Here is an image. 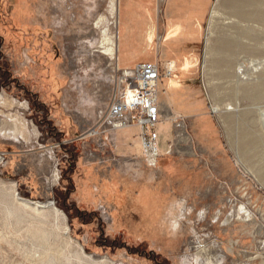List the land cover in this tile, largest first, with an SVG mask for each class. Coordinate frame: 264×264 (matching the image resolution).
<instances>
[{"label": "rangeland", "instance_id": "rangeland-1", "mask_svg": "<svg viewBox=\"0 0 264 264\" xmlns=\"http://www.w3.org/2000/svg\"><path fill=\"white\" fill-rule=\"evenodd\" d=\"M237 1L221 0L197 48L203 109L165 111L159 151L171 152L143 168L101 126L120 81L104 47L120 26L124 59L155 60V5L129 47L123 0H0V264H264V99L241 91L264 78V38L231 69L210 54L264 35V0L253 18Z\"/></svg>", "mask_w": 264, "mask_h": 264}, {"label": "crops", "instance_id": "crops-1", "mask_svg": "<svg viewBox=\"0 0 264 264\" xmlns=\"http://www.w3.org/2000/svg\"><path fill=\"white\" fill-rule=\"evenodd\" d=\"M123 2L125 3V42L129 47H133L135 43L140 45L145 41L149 25L146 9L149 4L155 5L156 17L153 22L155 60L130 62L124 59L121 55L119 26L117 63L121 69H131L139 63H156L163 73L166 69L173 71L171 76L163 75L160 79L163 88L160 91L158 87V104L161 113L159 124L164 122L165 111L169 115L167 121L182 120L186 118L184 114L201 111L204 103L198 99L204 98L195 75L199 68L197 48L200 43L202 44L205 24L211 13L213 16L214 11L220 7L221 0H123ZM256 5L252 0H239L233 4V7L237 13L251 18V7ZM122 62L124 66L120 65ZM185 63L190 64L188 68L183 69ZM172 78L174 81L170 84ZM176 83L180 84L179 87L174 85ZM129 129H134L136 134L134 136L128 134ZM112 136L122 154H139L143 159L141 166L143 165V168L148 166L143 156L139 127L115 130ZM160 137L159 133V141ZM171 149V146L167 147L161 155L170 153ZM139 170L135 166L134 173H129L134 175L136 181L141 178L140 174L138 175ZM144 172L145 170H141L140 173Z\"/></svg>", "mask_w": 264, "mask_h": 264}, {"label": "built area", "instance_id": "built-area-1", "mask_svg": "<svg viewBox=\"0 0 264 264\" xmlns=\"http://www.w3.org/2000/svg\"><path fill=\"white\" fill-rule=\"evenodd\" d=\"M118 71L120 81L109 107L101 111V126L107 124L112 130L139 127L144 158L148 166L157 167L161 157L158 87L161 77H169L173 71L166 69L163 73L156 63H139L131 69L118 67ZM97 132L94 129L90 134Z\"/></svg>", "mask_w": 264, "mask_h": 264}, {"label": "bare ground", "instance_id": "bare-ground-1", "mask_svg": "<svg viewBox=\"0 0 264 264\" xmlns=\"http://www.w3.org/2000/svg\"><path fill=\"white\" fill-rule=\"evenodd\" d=\"M118 9H119V7H118V3H117V4H115V11H118ZM217 12H218V10H215L213 13V16L218 15ZM260 12L262 13V16H264V11L261 10ZM260 12H259L258 8L254 7V6L251 7V17L252 18L257 16V15H260L261 14ZM244 34H245V32H244ZM242 37H239V36L235 37L234 36V37H226V38L221 39L219 41L220 44H219L218 48L211 47L210 54L213 53V54H217L218 56H220V57H218L217 61L222 62L226 66L227 69L233 68V66L235 65L234 64V56L237 54V52L239 50H248L249 52H252V51L254 52V51L260 50V48L258 47L259 46L258 44L260 43V40L264 38V35H262V32H257V33L251 32L249 39L256 40L257 43H256V45H248V46L242 45L240 43L239 40ZM104 48H105L106 54H109L112 56L115 55V58L118 59L117 58V56H118V34L117 33H115L113 37L107 39V45H105ZM263 53H264V50H263ZM252 62H253V60H252ZM241 91L243 92L244 96H246L247 98H250V100H252V101H258V100L264 99V78H262L261 81L256 83V85L252 86L251 89H247V90L241 89ZM242 136H243L245 141L247 140L246 141L247 146H249L251 148H256L258 146L257 140L255 138H250L251 137L250 133L246 130V127H243ZM26 202L29 203L28 201H26ZM103 261H105V264H110V261H108V259L104 258ZM94 262H96V261L94 260Z\"/></svg>", "mask_w": 264, "mask_h": 264}, {"label": "trees", "instance_id": "trees-1", "mask_svg": "<svg viewBox=\"0 0 264 264\" xmlns=\"http://www.w3.org/2000/svg\"><path fill=\"white\" fill-rule=\"evenodd\" d=\"M73 206H74V204H73ZM66 209H69V208L67 207Z\"/></svg>", "mask_w": 264, "mask_h": 264}]
</instances>
